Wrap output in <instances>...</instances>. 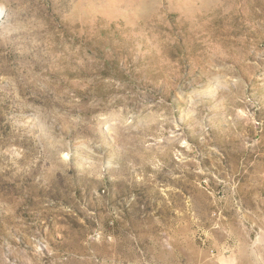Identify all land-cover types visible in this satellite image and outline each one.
I'll list each match as a JSON object with an SVG mask.
<instances>
[{
  "label": "rangeland",
  "instance_id": "1",
  "mask_svg": "<svg viewBox=\"0 0 264 264\" xmlns=\"http://www.w3.org/2000/svg\"><path fill=\"white\" fill-rule=\"evenodd\" d=\"M0 264H264V0H0Z\"/></svg>",
  "mask_w": 264,
  "mask_h": 264
}]
</instances>
